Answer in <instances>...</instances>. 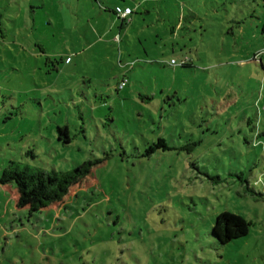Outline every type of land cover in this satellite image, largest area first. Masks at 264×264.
I'll list each match as a JSON object with an SVG mask.
<instances>
[{
  "label": "rangeland",
  "instance_id": "374dc122",
  "mask_svg": "<svg viewBox=\"0 0 264 264\" xmlns=\"http://www.w3.org/2000/svg\"><path fill=\"white\" fill-rule=\"evenodd\" d=\"M10 160L98 163L40 211L0 183V264H264V0H0Z\"/></svg>",
  "mask_w": 264,
  "mask_h": 264
},
{
  "label": "trees",
  "instance_id": "16d2710c",
  "mask_svg": "<svg viewBox=\"0 0 264 264\" xmlns=\"http://www.w3.org/2000/svg\"><path fill=\"white\" fill-rule=\"evenodd\" d=\"M116 7L120 6L116 5L113 9V12L117 14ZM118 17L123 23L126 22V18L119 15ZM257 54L259 53L257 52ZM253 59L256 60L255 55ZM259 62L262 63L261 59ZM186 64L185 60L181 63V65ZM117 88L121 89L118 86ZM159 147L169 148L163 138H158L148 146L145 154L154 152ZM97 163L98 161L88 160L69 170L51 169L46 171L10 160L0 175V183L2 185L14 184L17 192L15 199L17 207H27L30 212L40 211L54 202L61 201L70 187L86 177L90 173L91 167ZM248 226L249 222L240 215L223 211L216 215L211 232L219 244H226L247 234Z\"/></svg>",
  "mask_w": 264,
  "mask_h": 264
},
{
  "label": "built area",
  "instance_id": "2783aa9c",
  "mask_svg": "<svg viewBox=\"0 0 264 264\" xmlns=\"http://www.w3.org/2000/svg\"><path fill=\"white\" fill-rule=\"evenodd\" d=\"M133 9L131 7H116V12L120 17H124L126 18L128 15H130L132 13ZM171 64H174L175 61L172 59L170 61ZM126 83V79H122L119 84L118 87L122 88Z\"/></svg>",
  "mask_w": 264,
  "mask_h": 264
},
{
  "label": "crops",
  "instance_id": "0c3cea01",
  "mask_svg": "<svg viewBox=\"0 0 264 264\" xmlns=\"http://www.w3.org/2000/svg\"><path fill=\"white\" fill-rule=\"evenodd\" d=\"M116 5H119L120 7H131V5H129L128 3H126V2H123L122 4H116ZM115 5V6H116ZM132 8V7H131ZM129 17V16H128ZM127 20V19H126Z\"/></svg>",
  "mask_w": 264,
  "mask_h": 264
}]
</instances>
